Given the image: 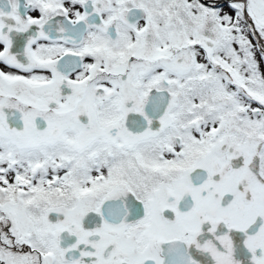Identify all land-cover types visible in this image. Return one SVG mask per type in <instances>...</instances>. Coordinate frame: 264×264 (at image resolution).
<instances>
[{
	"label": "snow or ice",
	"instance_id": "obj_1",
	"mask_svg": "<svg viewBox=\"0 0 264 264\" xmlns=\"http://www.w3.org/2000/svg\"><path fill=\"white\" fill-rule=\"evenodd\" d=\"M0 264H264V0H0Z\"/></svg>",
	"mask_w": 264,
	"mask_h": 264
}]
</instances>
